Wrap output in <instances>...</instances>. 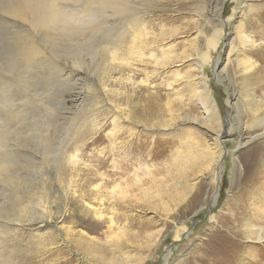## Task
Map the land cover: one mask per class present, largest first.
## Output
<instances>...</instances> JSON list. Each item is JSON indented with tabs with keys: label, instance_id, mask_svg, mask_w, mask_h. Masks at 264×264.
<instances>
[{
	"label": "rangeland",
	"instance_id": "obj_1",
	"mask_svg": "<svg viewBox=\"0 0 264 264\" xmlns=\"http://www.w3.org/2000/svg\"><path fill=\"white\" fill-rule=\"evenodd\" d=\"M71 1L58 4L71 12L79 9L81 0ZM263 2L138 0L134 18L142 16L158 40L151 49L155 58L145 63L118 49L115 53L125 58L111 60L107 30L101 39L104 26L81 41L35 29L37 42L63 76L50 63L25 73L14 67L15 35L0 24V80L23 90L12 105L0 103V158L17 167L12 181L0 177V263L206 264L211 258L206 247L220 234L217 243L232 249L234 264H264V54L253 55L264 49V29L246 30L256 48L242 49L235 37L238 25L253 15L249 7ZM221 29L216 47L208 48L206 41ZM161 48L172 53L163 58ZM205 52L207 62L200 60ZM244 56L255 65L250 71L241 65ZM155 93L162 113L147 125L137 120L136 110L147 107ZM206 94L213 114L200 101ZM94 134L99 141L92 145ZM187 137L195 139L189 144L196 158L175 162L176 148L183 151L181 140ZM216 137L220 156H198ZM155 140L158 158L131 160L127 171L142 176L144 163L159 170L161 181L147 198L137 189L123 197L124 184L115 189L111 184L107 191L115 195L101 198L103 209L93 196L82 201L74 183L70 186L73 178L78 184L85 178L86 169L118 171V146L152 141L142 146L147 153ZM197 141L201 147L193 145ZM77 151L72 165L69 157ZM103 157L107 163L97 170L96 160ZM212 160L216 167L206 170ZM111 202L121 220L110 232L108 224L89 232L96 210L106 220L111 216ZM71 213L80 226L70 221Z\"/></svg>",
	"mask_w": 264,
	"mask_h": 264
},
{
	"label": "bare ground",
	"instance_id": "obj_2",
	"mask_svg": "<svg viewBox=\"0 0 264 264\" xmlns=\"http://www.w3.org/2000/svg\"><path fill=\"white\" fill-rule=\"evenodd\" d=\"M59 1L60 0H0V24H2L3 26L11 30L12 35L13 34L15 35L14 42L16 46L13 47L14 54L10 52V54L12 55L13 66L18 68L23 73H25L26 69L28 68L30 69L32 67H38L43 64L50 63L51 69L56 75L63 76L64 74L63 71L57 70L56 67L53 65L54 63H56V60L47 58L46 56L47 52L45 51L41 43L37 42L34 36L35 29H42L45 32L57 31L58 34L63 35L66 39L81 41V40H85L92 33L97 31V29H99L100 26H104V29H102L103 36L101 37V39L104 40V37L106 38V35H104V31L107 30V34L109 35L108 41L110 39L111 40L110 44L113 45V47L111 46L112 52L110 53L111 60H117V57H119L115 53L117 49L121 51L122 53H126V57L128 59L139 60L140 63H145L146 62V61L144 62L145 59L151 60L152 58H155V54L151 51V49H153L152 45L158 43V40H156L157 36L152 32V30L151 31H149L150 29L148 30V27H147L148 25L145 24L146 22L144 21L142 16H138L134 18V15H137V13L135 14V12L139 10V7L136 6L137 5L136 2L138 0H132L133 3L127 0H81V3H79V9L74 10L72 12L62 9L58 4ZM73 1H76V0H73ZM73 1L71 2L73 3ZM223 1L224 0H220V6L223 3ZM63 2H65V0H63ZM69 2L67 3L69 4ZM249 11L253 12V15L251 16L252 19L249 18L246 21H244V23H240L237 29L235 30V37L237 38V41L242 49H246L250 45L252 48L254 47L256 48L257 46L255 45V42H253L250 39V36L247 34L246 30L248 29L251 30L253 28L252 31L254 32V30L257 28L261 31L264 29L262 28V25H261L262 23H264V2L257 6L249 7ZM92 20H94V22L95 21H99V22H97L98 24L95 23L96 25H94ZM219 23L222 24V21H220ZM222 32H223L222 29L220 31L214 30L212 37L206 41L208 48L214 49L216 47L217 42H218V35L219 33L222 34ZM106 41L107 40L105 39L104 42ZM101 49L102 47L100 48V50ZM140 50H148V53L147 54L145 52L140 53ZM160 52H161V56L163 58H166L167 55L172 53V50L171 49L164 50L161 48ZM258 54L263 55L264 49L262 50L256 49L253 55L257 56ZM202 57L203 59H200V60H202L203 62H207L209 59L208 52H205V54H203ZM121 58L119 57V60ZM74 59L75 58H73V60ZM125 61L126 59L123 62ZM241 62H242L241 65H243V69L245 71H250L255 66L251 58H249L248 56L247 57L244 56ZM42 75H43V72H42ZM21 90L22 89L19 90L17 87L14 86V84L10 83V80H6V81L0 80V93H2L0 97V103L2 105L3 104L12 105L16 99H22L23 90L22 91ZM157 94H160V93H157ZM200 101L202 105H204L205 109L210 108L208 112L213 114L212 98L207 96L206 94V97H200ZM148 102L149 103L147 107L136 110V113H138L137 120L147 125L149 124L150 120H152L153 118L157 119L162 113L159 109L160 98L157 97L156 93L152 97L151 96L148 97ZM6 120L9 121V119H5V121ZM109 137L112 138L113 136L109 134ZM217 138L218 137H216V141L212 143L211 145L213 146L212 148L211 146H209L206 149L204 148L200 149L197 155L202 156L203 158H206V157L215 158L214 157L215 154L217 156H220V150L217 147V144H218ZM193 140L195 139L190 138V137H187L181 140V145L182 144L185 145V148L183 151H181L179 148H176L177 150L175 152V157L173 156L174 157L173 160L175 162L176 160H180L181 162H187V161H190L192 158H196V154H193L192 147L189 144ZM98 141H99V137H95V134H94V136L91 137V141H90L91 144L95 145L98 143ZM3 143L4 142L0 140V147L3 146ZM148 143L151 144L152 141ZM148 143L134 142L132 144L124 143L118 146V154H120L119 156V159H120L119 166L120 167L118 171H111L110 173L108 172L105 174H98V171L92 172L91 170H87L85 168L86 170L82 172L85 178L82 179L79 184L73 178L72 180H70V186H72V184L74 183V191L75 193L76 191H78L77 193L78 197L82 201L90 200V196H93L94 199H98V202L100 203L99 205H101L103 209L107 207L104 206L105 204L103 202L104 200L101 198H104L107 195H109V193H111V191L110 192L107 191L108 187L111 184H114V187H113L114 189L117 187L121 188L122 187L121 184H124V186L122 187L123 189L120 193V195H123V197L127 194V192H129V190L133 191L134 189L135 190L137 189L138 192L143 194L144 198L145 197L147 198V193L150 191V188H152V186H155L156 182L161 181L159 179L157 181V178H156V175L159 173V170L153 172L154 170L152 169L153 167H151V165H147L146 163H144L143 168H142V173H141L142 176H140V174L136 171V169H132V173H127V171L129 172V169L131 167L130 166L131 160H133V162L140 163L143 161H155L158 158L159 155L154 152V148H156L157 145L160 143L156 141L155 143H153V146L147 150V153H145L146 148H143L142 146ZM193 145H196L197 147H201L198 141L194 143ZM77 153L78 151L73 153V155L69 157L68 162H70V164L76 165L77 160H78ZM7 158L6 159L0 158V177L1 179L12 181L10 173L12 171H15V168L17 167H14L13 165L15 162H12L10 158L9 159ZM96 161H97V166H98L97 170L104 168L107 163V160L104 159V157L97 158ZM212 161H213V163L211 162L212 165H210L209 163L208 165L205 166L206 170L208 169L210 171L214 170V168L217 165L216 164L217 160L216 162L215 160H212ZM165 169L166 168L164 167V170ZM166 171L168 170L166 169ZM260 177L261 176L259 175L254 176L253 181L255 182L256 179ZM97 180L100 181L99 184H96L94 185V187L89 189L90 185ZM159 188L161 189V187ZM111 195H115V194L111 193ZM149 195L151 196V194ZM150 201L149 202L146 201L147 204H149ZM109 206L110 207L108 208L107 211L108 213L111 214V216L107 218V220L106 218H104V214L101 211L96 210L94 212L96 225L88 229L89 232L97 233L98 229L105 226L104 224H108L106 228H107V232H110L113 226L115 225V223L121 220L120 216L117 213H115L114 208L116 206V203L111 202ZM68 218L73 224L79 225V226L81 225V222H79V218L76 217L74 214L71 213V215ZM177 236L178 234H176V238ZM220 238H221L220 234H217V236L215 235V239L209 242V244L207 245L206 252L208 254L206 257H211V258L206 260V264H211L210 262H212V264H234L235 255L233 256L234 253H232V249L228 246H224V245L217 243V240H219ZM89 243H93V240L90 239ZM106 243L109 244V242H106Z\"/></svg>",
	"mask_w": 264,
	"mask_h": 264
}]
</instances>
